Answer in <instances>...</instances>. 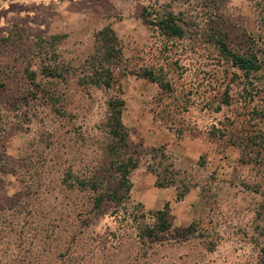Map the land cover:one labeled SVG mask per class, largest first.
<instances>
[{
    "label": "rangeland",
    "instance_id": "1",
    "mask_svg": "<svg viewBox=\"0 0 264 264\" xmlns=\"http://www.w3.org/2000/svg\"><path fill=\"white\" fill-rule=\"evenodd\" d=\"M166 13L182 37L160 33ZM117 98L138 162L128 197L110 164ZM145 129L189 139V159L141 147ZM149 167L175 208L133 191ZM166 205L171 230L152 238ZM0 264H264V0H0Z\"/></svg>",
    "mask_w": 264,
    "mask_h": 264
},
{
    "label": "trees",
    "instance_id": "2",
    "mask_svg": "<svg viewBox=\"0 0 264 264\" xmlns=\"http://www.w3.org/2000/svg\"><path fill=\"white\" fill-rule=\"evenodd\" d=\"M156 27L162 35L168 37L180 38L184 34L183 27L178 23L177 19L172 13H166L162 16H159V22ZM98 36L99 41H101L106 48L109 46L113 47L114 44L117 43V38L115 37L114 32L108 27L100 31L98 33ZM212 40L218 47L219 52L222 54V56L227 61H230L233 66L237 67L239 70L245 73L256 72L260 70V61L257 54H255L254 52L243 54L233 53L229 49L228 45L223 41V39L214 37ZM113 55L114 54L110 53L105 62H109L108 59L110 57H113ZM100 68H102V70H106L107 73H110L111 71L109 64H102ZM140 76L141 78L148 79L152 82H158L152 71L145 70ZM104 85L109 88L111 86V81H105ZM124 106L125 101L123 99L117 98L114 99V101L110 102L112 111L111 120L113 121V139L115 140L117 146H120V148H122L123 150L120 153L119 151L115 150V148H112L110 150V164L111 166H113L114 171L115 167L118 168L119 182L117 189H124V194L126 197H128L132 189V185L129 181V176L132 170L138 167V162L132 158L131 154H129L128 130L124 126L122 121ZM154 151L159 152V150ZM159 154L161 155V158H167V155L164 152H160ZM148 170L156 176V187L158 188H164L165 186L173 182L172 180L161 181L159 173L152 167H149ZM94 189L96 188L93 187V190ZM115 193H118V190ZM177 196V198L181 200L184 195L179 194ZM114 197H116V194L112 195L111 198ZM96 200V204L98 206L104 201V195H99ZM171 227L172 225L170 221L169 207L168 205H166L163 210L157 211L155 213V224L149 230V234L152 235V238H154L159 234L168 232L169 230H171Z\"/></svg>",
    "mask_w": 264,
    "mask_h": 264
},
{
    "label": "crops",
    "instance_id": "3",
    "mask_svg": "<svg viewBox=\"0 0 264 264\" xmlns=\"http://www.w3.org/2000/svg\"><path fill=\"white\" fill-rule=\"evenodd\" d=\"M141 147H156L158 145H164L166 146V149L168 151V154H179V156H183V158L189 159V149L186 150V141L189 142V139H183L179 141L181 145H179L177 142V139H175V135L171 131H167L164 129H161V131H156L154 133H151L149 129H145L141 131ZM196 145V148L201 145H203L202 140L200 138H196L194 140ZM135 182L136 185L133 187L136 189L137 194L139 193L141 195V199H139L142 204L146 206V208L152 210V209H161L160 205L162 204L161 202H164L165 204L170 203V206L175 208L177 206L173 205V200L176 196V192L173 191L172 189H163V188H158L156 187V176L153 175L152 173L148 174H137L135 176ZM140 190V191H139ZM151 194H153V200L151 199ZM191 194L187 193V196L185 198L186 203L184 205H181L184 203V201H180L178 205L180 204L181 206L178 208H181L182 210L188 211L189 210V196ZM150 197V199H149ZM158 202V203H157ZM177 212V210H176Z\"/></svg>",
    "mask_w": 264,
    "mask_h": 264
}]
</instances>
